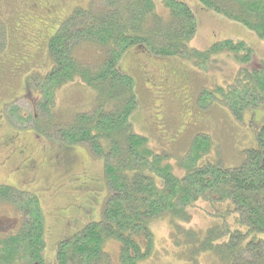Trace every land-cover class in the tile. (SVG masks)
I'll list each match as a JSON object with an SVG mask.
<instances>
[{"label": "trees", "instance_id": "16d2710c", "mask_svg": "<svg viewBox=\"0 0 264 264\" xmlns=\"http://www.w3.org/2000/svg\"><path fill=\"white\" fill-rule=\"evenodd\" d=\"M197 2L264 41V0ZM159 6L165 15L157 11ZM196 33L194 11L183 1L100 0L95 7L74 8L50 37L52 68L42 80L45 98L33 107L39 104L47 112L53 105L52 92L76 78L94 91L90 110L70 115L47 136L55 135L65 146L86 145L91 154L102 157L108 189L100 220L83 222L80 230L61 239L53 264H110L103 249L109 239L118 242V264H137L153 250L147 221L164 215L186 220V207L200 199L207 200L213 211L226 214L219 215L225 226L214 225L203 232L183 230L173 223L172 242L188 263L197 254L210 252L217 264H264V124L256 132V147L246 150L243 164L224 168L210 162L199 165L213 147L206 134H197L186 155L173 165L168 155L133 130L129 120L138 105L135 84L119 62L127 48L137 45L155 56H181L196 63L211 54L232 53L240 64L238 76L226 88L203 90L199 106L212 104L216 96L238 120L245 109L261 108L253 120L257 124L262 117L263 123L264 67L248 68L256 58L253 50L245 41L224 39L205 51H195L189 43ZM5 40L0 21V53ZM80 45L94 49L92 62L74 56ZM0 200L16 206L20 214V224L13 231L0 232V264H46L45 219L38 196L0 185ZM233 220L236 225L230 231L227 224Z\"/></svg>", "mask_w": 264, "mask_h": 264}, {"label": "rangeland", "instance_id": "374dc122", "mask_svg": "<svg viewBox=\"0 0 264 264\" xmlns=\"http://www.w3.org/2000/svg\"><path fill=\"white\" fill-rule=\"evenodd\" d=\"M155 1L158 4L160 0ZM180 1L192 8L197 22V33L189 43L191 49L205 51L224 39L242 40L257 58L248 68L264 67V41L255 38L254 32L201 7L197 0ZM99 2L0 0V21L6 37L0 53V185L38 196L45 219L46 264L55 263L54 250L61 239L80 230L83 222L100 220L108 195L102 157L91 154L86 145L65 146L55 135L47 136L57 124L67 122L70 115L90 110L94 91L76 78L52 92L53 105L47 112L39 104L33 107L36 100L45 98L42 80L52 68L48 52L50 37L73 8L95 7ZM50 6L52 12L47 13L45 10ZM157 11L165 15L160 6ZM94 55V49L88 46L80 45L74 50V56L87 62H92ZM234 58L232 53L221 52L196 63L181 56H155L137 45L127 48L119 68L135 84L138 105L129 118L133 130L146 137L154 149L168 155L173 165L186 155L197 134H206L213 143L199 165L206 162L224 168L242 165L246 150L256 147V132L264 121L260 124L261 117L257 125L253 117L262 109L247 108L238 120L216 96L212 104L201 107L198 102L203 90L232 84L240 71V64ZM39 131L48 132L42 135ZM6 135L11 141L6 140ZM19 141L23 142L21 148ZM175 173L182 175L177 169ZM205 210L214 214L207 215ZM185 211L186 220L164 215L147 221L153 235V250L137 264H217L210 252L199 253L188 263L183 257L185 253L174 246L171 231L173 223L183 230L203 232L214 225L224 227L221 216L226 214L213 211L204 199ZM232 214H228L229 219L233 218ZM19 224L16 206L0 200V232L13 231ZM227 225L232 231L236 222ZM118 248L117 241H105L103 249L110 264H118Z\"/></svg>", "mask_w": 264, "mask_h": 264}, {"label": "flooded vegetation", "instance_id": "af4514ba", "mask_svg": "<svg viewBox=\"0 0 264 264\" xmlns=\"http://www.w3.org/2000/svg\"><path fill=\"white\" fill-rule=\"evenodd\" d=\"M77 7V6H76ZM75 7V8H76ZM74 9V8H73ZM47 13H51L52 12V6H50V7H48V8H46V10H45ZM61 22V21H60ZM6 140H9V141H11V138H10V136L9 135H6ZM20 142V144H19V148H21L22 147V145H23V142H21V141H19ZM27 145V144H26ZM18 153H20L19 151H18ZM56 159V158H55ZM21 168H23V171H22V176L25 174V164H23L22 166H21ZM89 179V178H88ZM10 230H8V231H6V232H1V233H7V232H9Z\"/></svg>", "mask_w": 264, "mask_h": 264}]
</instances>
